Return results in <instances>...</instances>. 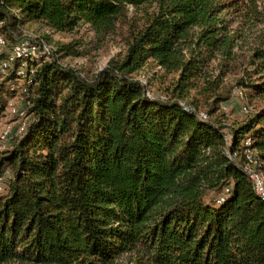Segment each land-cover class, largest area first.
Instances as JSON below:
<instances>
[{"label":"trees","instance_id":"trees-1","mask_svg":"<svg viewBox=\"0 0 264 264\" xmlns=\"http://www.w3.org/2000/svg\"><path fill=\"white\" fill-rule=\"evenodd\" d=\"M241 5L258 15L256 0H0L11 39L87 25L101 40L125 29L126 45L90 80L55 60L29 66L16 90L15 70L0 82V114L5 92L29 102L0 152V264H264V203L239 166L251 138L264 171V106L234 128L211 118L220 106L204 120L179 103L191 91L224 100L238 37L224 13ZM59 52L77 55L73 43ZM148 66L177 76L174 101L147 96L136 76ZM240 70L237 87L264 105V36Z\"/></svg>","mask_w":264,"mask_h":264},{"label":"rangeland","instance_id":"rangeland-1","mask_svg":"<svg viewBox=\"0 0 264 264\" xmlns=\"http://www.w3.org/2000/svg\"><path fill=\"white\" fill-rule=\"evenodd\" d=\"M256 4L258 10L256 17L254 15L250 16L249 13L245 12L248 6L243 5L231 14L224 13L225 18L230 20L232 29L238 33L237 47L233 51L236 61L230 63L231 71L223 77L224 84L219 89L221 97L224 100L219 105L214 106L213 99H208L210 94H206L205 97H200L196 91H191V98L179 101L182 107L190 110L197 109L199 116L201 115L200 117H202L203 115L207 120L209 111H214V109L220 106V111L216 110L211 115V118L215 119L220 117L222 125H224L223 121H225V125L236 128L248 120L254 111L264 106L256 97L251 100L247 95L248 90L237 87L236 84V80L242 77L240 68H246L248 57L257 46L259 37L264 36V0H256ZM131 10L132 8H130ZM23 28L27 32L25 35L34 34L44 38L47 44L52 47L56 55L55 58L62 67L75 70L82 78L89 80L109 68L111 61L120 59L126 48L124 39L125 29H117L101 40L95 36V33L87 25H81L72 33H55L38 24L32 27L26 25ZM9 33L13 39H19L22 36L19 29H12ZM70 43L75 44L77 55H62L59 52V47ZM205 71L217 76V74H220V66L217 64V61H213ZM136 78L147 88L151 99L161 101L175 100L173 95L169 93V90H172L171 88L174 86V81L177 78L176 75L165 76L162 75L159 68L148 66L144 71L138 73ZM0 82H2V79H0ZM3 99L6 101V104L8 102V106L0 114V129L5 126H11L13 136H15L18 134L20 128L17 118L10 114L9 107L13 105L14 107L20 108L24 98L20 92H16L14 96H10L5 92ZM226 132L229 133V130H226ZM11 145L12 142L0 141V152L8 150ZM116 264H136L135 256L124 255L116 261Z\"/></svg>","mask_w":264,"mask_h":264},{"label":"built area","instance_id":"built-area-1","mask_svg":"<svg viewBox=\"0 0 264 264\" xmlns=\"http://www.w3.org/2000/svg\"><path fill=\"white\" fill-rule=\"evenodd\" d=\"M3 25L4 23L0 21V79L5 78L10 71L15 70L18 79L16 82H10L9 86L11 90H16L27 77L26 69L29 66L33 67V64L52 62L57 59L55 58L56 55L54 54L52 47L47 44L44 38L34 34L25 35L27 32H25L23 27H19L22 36L19 39H11L2 31ZM23 91L26 90L24 89ZM147 96L150 98L148 92ZM28 107L29 102L25 101L22 102L20 108L14 107L13 105H10L9 107L10 114L17 118L18 126L20 128L18 134H21L27 126L28 117L26 111ZM201 118L206 120V117L203 115ZM11 140H13V129L11 126H5L0 129V141L11 142ZM251 145V138H247L242 152L243 161L239 163V166L245 176L249 179L254 192L264 203L263 161L257 157L255 152L251 149ZM226 154L233 162L238 163L239 157L236 154L232 155L228 150L226 151ZM228 192L229 189H225V193ZM223 201L224 196L219 198L218 203Z\"/></svg>","mask_w":264,"mask_h":264}]
</instances>
